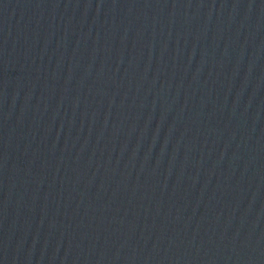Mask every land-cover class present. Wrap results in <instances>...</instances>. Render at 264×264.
Segmentation results:
<instances>
[{"label": "water", "instance_id": "95a60500", "mask_svg": "<svg viewBox=\"0 0 264 264\" xmlns=\"http://www.w3.org/2000/svg\"><path fill=\"white\" fill-rule=\"evenodd\" d=\"M0 264H264V0H0Z\"/></svg>", "mask_w": 264, "mask_h": 264}]
</instances>
